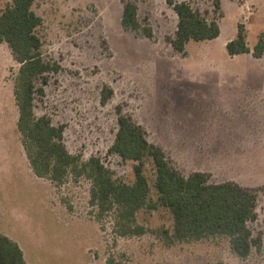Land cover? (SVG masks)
<instances>
[{"label":"rangeland","instance_id":"rangeland-1","mask_svg":"<svg viewBox=\"0 0 264 264\" xmlns=\"http://www.w3.org/2000/svg\"><path fill=\"white\" fill-rule=\"evenodd\" d=\"M185 1L217 21L221 35L190 41L181 53L171 43L178 17L167 0H37L42 56L55 70L37 79L44 93L36 92L34 111L64 128L71 155L81 163L100 158L119 181L136 180L135 162L111 151L120 109L184 176L201 172L209 184L253 191L258 217L249 223L250 254H236L226 236L174 239L173 213L162 205L137 213L143 234L120 236L113 217L91 203L87 174L72 171L61 184L38 177L17 126L20 64L2 43L0 233L20 245L26 264H264V57L230 56L226 48L244 25L253 50L264 31V0ZM10 2L0 0V13ZM128 3L137 6L139 30L122 24ZM144 172L149 204H156L152 159Z\"/></svg>","mask_w":264,"mask_h":264},{"label":"trees","instance_id":"trees-1","mask_svg":"<svg viewBox=\"0 0 264 264\" xmlns=\"http://www.w3.org/2000/svg\"><path fill=\"white\" fill-rule=\"evenodd\" d=\"M37 0H11L0 13V44L7 43L20 70L15 82V98L19 109L18 131L34 173L41 178L63 183L72 171L87 174L93 182L91 203L100 213L111 215L120 236L143 234L137 224V213L145 208H169L174 217L173 238L178 241L202 240L226 236L233 251L241 257L250 254L253 235L249 223L254 222L257 195L234 183L209 184L204 173L188 177L181 174L169 161L162 147L151 143L144 129L119 109L118 131L111 151L125 161H134L136 180L133 184L119 181L100 158L82 162L71 155L64 144V128L55 127L46 116L37 117L34 111L35 94L44 93L36 87L40 77L55 70L42 56V41L37 28L43 19L34 10ZM178 17L172 46L183 53L190 41L215 40L221 35L217 21H208L185 0H167ZM219 6V4H218ZM122 24L139 30L138 9L133 3L125 5ZM147 37L152 30L146 29ZM230 56L253 54L264 57V31L253 50L249 47L244 25H239L237 36L227 45ZM57 69V68H56ZM110 95L103 94V102ZM152 159L156 168L155 187L158 203L149 204L150 184L145 175V160ZM0 264H26L20 245L0 233Z\"/></svg>","mask_w":264,"mask_h":264},{"label":"crops","instance_id":"crops-1","mask_svg":"<svg viewBox=\"0 0 264 264\" xmlns=\"http://www.w3.org/2000/svg\"><path fill=\"white\" fill-rule=\"evenodd\" d=\"M243 80V79H242ZM239 82H241V83H244V84H247L248 82H246V81H241L240 79H239ZM242 91H243V88H242Z\"/></svg>","mask_w":264,"mask_h":264}]
</instances>
